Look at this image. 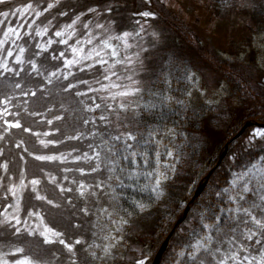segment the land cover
Listing matches in <instances>:
<instances>
[{
	"label": "trees",
	"instance_id": "trees-1",
	"mask_svg": "<svg viewBox=\"0 0 264 264\" xmlns=\"http://www.w3.org/2000/svg\"><path fill=\"white\" fill-rule=\"evenodd\" d=\"M29 3L43 14L39 17L31 11L24 16L11 14L16 8H23ZM48 4L55 6L44 11ZM242 4L243 0H234L226 3L209 2L206 6L214 17H220L230 7ZM254 10L253 23L259 33L264 35V19H261L258 9V13ZM3 11L10 14L7 17L0 15V40L5 39L4 32L15 24L23 25L21 38L14 46L16 55L22 46L26 49L25 61L36 60L45 74L59 72L61 75L58 80L53 79V84H46L44 77L31 73V66L27 62L21 66L11 60L9 67L14 71L24 68L20 76L0 68V73H3L0 75V98H3L5 91L15 97L8 105L10 114L4 119L20 120L32 132L50 134L41 135L38 139L22 128H8L6 131L4 119H0V135L4 137L0 140V165L8 166L7 171L0 167V205H13L14 199L7 189L19 184L23 171L24 182L28 187L21 199V218L35 217H29V211L40 213L49 227L64 233L65 240L73 243L75 254L69 253L58 243L44 245L38 235L28 236L23 230L22 234L16 235L17 226L14 222H11L12 226L0 224V253L23 247L24 254L37 256L47 264H71L72 260L76 264H96L91 255L95 252L96 243H105L106 236L113 234L115 238H123L124 245L116 264H138L140 261L152 264L188 206V214L171 236L159 264H194L189 254L193 252V245L204 237H212L211 247L226 244L232 237L228 228L233 226L234 210L238 206L231 198L230 182L233 175L247 171L259 161L264 166V160L261 159L264 157V139L251 136L254 128L246 130L241 138L231 143L222 163L210 176L201 194L190 202L202 179L216 166L224 145L246 122L253 120L264 123V65L258 60L261 51L252 39H244L240 43L231 41L224 57L210 42L197 34L193 26L173 13L166 0H8V3L0 5V12ZM145 11L152 15H140ZM30 24L32 27H28ZM68 25L72 27L68 28ZM46 26L48 32L36 36V27ZM57 31L65 33L63 38L66 44L58 42L60 38L55 36ZM125 32L131 34L128 37L130 52H134L131 62L123 61L127 54L132 57L124 46L118 67L107 64L91 68L86 66L83 69L79 64L65 67L64 61L77 55L73 53V48L84 52V47L103 45L102 41L122 36ZM49 39L55 42L47 52L36 56L39 51L36 45L46 44ZM89 40L91 43H88ZM61 52L64 56L60 55ZM53 56L57 59H52ZM67 72L72 75L64 80L62 74ZM112 72L116 75H112ZM105 75L109 79H104ZM5 78L20 82L24 91L32 89L37 92V96H25L21 89H4L7 82ZM196 78L204 89L219 90L225 85L228 95L218 104L191 105L188 97L193 87L192 81ZM69 82L77 87L66 93L62 89ZM102 85H119L116 87L118 89L139 88L140 92L133 98L120 99L117 95L113 100L109 90L100 91ZM89 87L98 91H89ZM41 88L45 91L40 92ZM116 88L113 92L118 93ZM77 90L86 95L76 97ZM80 100L84 104H80ZM93 100L101 108L94 113L84 111L85 105L94 107ZM122 100L128 105L125 111H120L118 106ZM130 101H133L132 105ZM108 105L115 111L110 113ZM3 107L0 105V109ZM29 112H39L41 115L31 116ZM11 113L19 115L13 116ZM102 113L108 116L109 122L99 120ZM58 115L67 118L57 120L55 117ZM85 119L95 120L96 124L90 122L85 125ZM47 120H51L52 124H48ZM91 127H95L99 134L131 132L137 139L126 142L133 145L127 150L123 136L120 142H116L119 163L115 167L100 161L97 171L93 172L94 162H85L82 167L79 160L72 166V160L81 158L90 150V138L83 137V131L91 134ZM166 133L171 134L169 141L158 144L156 138ZM69 135H78L79 139L68 140ZM41 139L56 143L44 147L40 143ZM60 154L66 157L64 162L34 159L35 155ZM61 167L64 172L60 171ZM65 169L75 171L68 173ZM81 170L85 172H77ZM112 170L121 178V182L118 187L109 186L105 192L103 182ZM47 174H55L56 183H50ZM158 174L160 186L153 191ZM32 179L41 181L38 186L40 194L59 204V208L35 199L29 184ZM57 183L71 191L61 192ZM81 184L85 186L83 196L79 191ZM249 188L250 191L244 193L245 201H239V204L249 208L257 218H264V211L261 210L264 202L256 191L259 185L252 181ZM253 203L261 207L253 208ZM217 217L222 221L219 224ZM242 218L248 219L251 224L249 217ZM0 221L3 220L0 218ZM205 225H216L223 231L217 233L215 228L208 229ZM113 228L116 233L110 231ZM240 233L237 230V239L241 237ZM257 238L249 243L248 255H257L261 246L255 243ZM76 239L82 243L75 245ZM148 248L152 250L150 258L144 253ZM198 257L205 264L211 261V257L203 251ZM18 258L19 254L13 260Z\"/></svg>",
	"mask_w": 264,
	"mask_h": 264
},
{
	"label": "snow or ice",
	"instance_id": "snow-or-ice-1",
	"mask_svg": "<svg viewBox=\"0 0 264 264\" xmlns=\"http://www.w3.org/2000/svg\"><path fill=\"white\" fill-rule=\"evenodd\" d=\"M58 2V0H57ZM8 3V0H0V5H4ZM55 5L53 4H48L47 8L44 11H47L48 9L53 8ZM33 12L35 14L36 17L41 16L43 13L38 11L36 8L33 7V5L31 3L26 4L23 8H16L15 11L11 12L12 15H16L19 14L20 16H24L25 13L28 12ZM89 11H95V9H89ZM10 13L8 11H3L0 12V15L7 17ZM64 13H62L63 15ZM140 15L144 16V17H149L152 15V13L150 12H142L140 13ZM77 20H79V17H77ZM34 23V22H33ZM50 23V22H49ZM75 23V21H73V24ZM28 27H32V25H28ZM68 28H71V25L67 26ZM85 27H87V25H85ZM98 27H102L100 25H98ZM48 32V27H44V28H40V27H36L35 29V34L36 36H43ZM65 35L64 32L62 31H57L55 32V36L59 37V43L61 44H66L67 41L63 38ZM130 33L125 32L122 36H118V37H109V40L111 39H118L124 42V46L125 48L129 47L127 40L128 37L130 36ZM138 35V33H137ZM4 37L5 39L0 40V47H2L8 40V38L10 37H15V39H20L21 38V33L19 31H17L14 28H9L6 32H4ZM109 40H105L102 41V44L104 46V48H112V45L109 43ZM15 42V41H13ZM55 41L49 39L46 44H37L36 47L39 49V51L35 54L36 56H40L41 53L47 52L49 47L54 43ZM88 43H91V40L88 41ZM26 49L24 47H19L18 49V53L15 57V63L18 65H24L25 62H27L30 66H31V73H35L37 76H42L44 77L45 83L46 84H53V79H59L61 73L59 72H48L47 74H45L44 71L41 70V66L38 65L36 60L33 59H28L27 61H25L24 59V53H25ZM73 53L76 54L78 51H82L81 49H77V48H73L72 49ZM117 53L115 51V49L113 48L112 50V55L115 56ZM7 55L8 56H12L13 55V51L11 49L7 50ZM61 56H64V53L61 52L60 54ZM97 56H99V52L96 53ZM91 58V54L87 57H83V59H90ZM52 59H57V57L53 56ZM129 62L130 59H129ZM80 63L79 60L77 59H71V60H65L64 61V65L66 68L74 65V64H78ZM99 63L104 64L106 63V61H104L103 59H101L99 61ZM116 63H121V61L117 60ZM88 67H92V65H89ZM0 68L3 69L4 72H11L13 73V75L15 76H20V73L24 71V68L21 67L20 71H14L12 68H10L8 66V62L6 59H2L0 58ZM105 71H108L107 69ZM31 73H28V75L30 76ZM0 75H3V73H0ZM63 79L64 80H68L69 76L72 75L71 72H67V73H63ZM112 75H116L115 72H112ZM104 79H109V76L105 75ZM129 80L132 79V77H128ZM5 80L7 81L4 84V89H21L22 94L25 96L31 95L32 97H36L37 96V92L33 91L32 89H28L27 91H24L22 88V85L20 82H12V81H8V78H5ZM81 83H85L87 84V81H81ZM135 83V81H134ZM77 86L71 82H69L65 87H63V91L66 93H70L73 89H75ZM106 87L109 86H101L100 91L105 90ZM110 87H119V85H110ZM40 92H44L45 89L41 88L39 89ZM89 91H98L97 89H92L91 87H89ZM140 92L139 88H135L132 90H125V91H121L118 93H115L111 96V99L115 100L116 96H121V97H129L132 95H135L136 93ZM86 93L80 92L79 90H77L75 92V96L76 97H81V96H85ZM15 97L13 95L8 94L7 91L4 92L3 94V98H0V105H4V107L2 109H0V119H4L5 116L9 115V110H8V105L11 103V101L14 99ZM101 100L104 99V97H100ZM25 103H27V101H25ZM80 104H84L83 100L79 101ZM93 104L94 107L92 106H88L85 105L84 107V111L86 112H94L97 109L101 108V105L98 103H95V100H93ZM120 111H125L128 108V105L125 103H121L119 105ZM25 111H27V109H25ZM48 111H51V109H48ZM65 111L67 112L68 109H65ZM108 111L111 113L113 111H115L111 105H108ZM31 116H38L41 115V113L39 112H29L28 113ZM11 115L16 116L19 115V113H11ZM57 120H62V119H66L67 117H62V116H56L55 117ZM117 119H119V114H117ZM100 121H104V122H109V118L108 116L105 115H100L99 117ZM48 124H52L51 120H47L46 121ZM96 123L95 120H90V119H85L83 121V123L85 125L89 124V123ZM4 124L6 125V131L8 128H16V129H21L24 132H31L32 135L37 136V138L39 139V137L41 135L43 136H49L50 134L45 132V133H37V132H32V130L28 127H24L20 120H14V121H9L7 119H4ZM93 135H96V133H93ZM102 136V144L98 145L97 148H100L102 146H106L107 151L112 153L113 155H115L116 153L113 151V149L116 148V144L112 143V141L115 142H120L121 141V137L123 136L124 141H125V150L130 149L133 147L132 144H128L126 143L127 141H135L137 138L136 136H134L131 132L128 133H121L120 135H110V134H105V133H101ZM253 137H259L261 139H264V130H257L256 132H254ZM4 139V137L2 135H0V140ZM68 140H74V139H79V136H71L69 135L67 137ZM40 143L44 146V147H48L50 144H54L56 143L55 141L52 140H40ZM17 147H20V144H17ZM25 151H27V149H25ZM95 153H96V158L99 159L100 157V151H96L94 149ZM169 155H172V153H168ZM0 155H2V152H0ZM29 155H32V153H29ZM70 155V154H69ZM133 155H135V153H133ZM159 155V154H158ZM86 158L87 154H85ZM21 159H23V157H21ZM34 159L37 161H41V162H54V161H61L64 162L66 157L64 156V154H60V155H35ZM76 159H80V157H76ZM262 160H264V157L261 158ZM0 167H2L5 171H7V164L4 165H0ZM98 168V166H97ZM97 168H93L92 171L95 172L97 171ZM65 171H68V169H65ZM50 176V174H47ZM24 173L23 171L21 172V179L19 184H13L11 185L7 191L8 193L11 194V196L13 197V199L15 200V204L14 205H10V207H14L15 209V214L12 215H8V214H4V220L0 221V224H8L9 226H12L11 221H15L16 225H20L22 223L20 216H19V212H20V207H21V199H22V195L25 191V189L28 187V185L25 184L24 182ZM247 177V180L244 182L243 187H242V191L237 193L238 195V200L235 198L233 199L234 203H237V208L234 210L237 215L235 217V220L237 222L236 227H229L228 231L232 233V237L229 238V240L227 241V243L229 244V249L228 250H224L221 247H215L212 246L210 247L209 245H212V237L208 236V237H204V243H200V241H197L196 245H193V248L195 249V251L191 252L190 258L192 259V261L194 262V264H205V261L203 259H200L197 256V253L200 252L201 250H203V252L205 253L206 256H210L211 257V261H209V264H212V261L215 262V264H229V262H231V264H244L245 261H247V264H264V218H257L252 211L249 208H243L240 204L239 201H245V195L244 193H248L250 191L249 188V184L253 181L256 180L257 184L259 185V189H256V191L259 193V199L264 202V191H260V190H264V168H258L256 164H253L252 167L250 169H248V171L240 174L237 177V180L233 181V186H235L237 184L238 181L244 180V178ZM50 183H56V178L54 176H50ZM41 181L39 179H32L31 181H29V184L31 185V192L35 194V199L40 200V201H44L46 202L48 205H50L53 208H59L60 205L55 203L53 200L48 199V197L46 195H41L40 191H39V185H40ZM160 186V179H159V174L158 177L156 179V184L153 187V191H156ZM57 187H60V185L57 183ZM97 187H99V185H97ZM84 188L85 186L83 184L80 185L79 191L81 196H83L85 194L84 192ZM60 191L64 192V191H71V189H65L63 187H60ZM142 207V206H141ZM252 207H261V205H257L255 203L252 204ZM262 211H264V208H261ZM233 211V210H230ZM242 213V216L240 215ZM85 214H87V210L85 209ZM28 216L32 217L35 216L36 219L39 221V224L37 225L36 228H29L27 227V220L23 221V224L25 225L23 232H26L28 236H39L40 238H42V243L44 245H54V244H60L63 246L64 249H66L69 253H72L73 255L74 253V245L73 243H69L65 240L64 238V233L57 231L56 229L49 227L46 223L45 220L43 218V216H41L40 213L38 212H32L29 211L28 212ZM242 217H249L251 219V223L252 225H254V229L252 227H248L249 225V220L248 219H244ZM221 218L217 217V224L221 223ZM243 224L244 228L246 229V231H244L243 233H240L239 235L243 237V239L251 241L253 240L254 237H258L255 240V243L257 245H261V249H260V255L259 257H255V256H250V255H245L241 258L240 253L243 251H246L244 245L241 243L239 245V247H237L236 251H232L231 250V246L236 244V240H237V230L239 228V225ZM205 228H209V227H213L215 228V230L217 231V233H221L223 230L220 229L219 227H216V225H205ZM15 234L16 235H20L22 234V229L20 227H15ZM225 235H227V233H224ZM82 243L81 240L76 239L74 244L75 245H80ZM217 243H222L221 241H217ZM105 255H107L109 253V247H104L103 249ZM25 253V249L23 247H15L14 250L10 253V255L16 256L17 254H19L20 258L15 259L13 264H47V262H42L37 256L34 255H26ZM91 255H93V257L95 258V253H91ZM0 264H9L8 260L3 259L2 257H0ZM71 264H76L75 260H72ZM138 264H143V261L138 262Z\"/></svg>",
	"mask_w": 264,
	"mask_h": 264
},
{
	"label": "rangeland",
	"instance_id": "rangeland-1",
	"mask_svg": "<svg viewBox=\"0 0 264 264\" xmlns=\"http://www.w3.org/2000/svg\"><path fill=\"white\" fill-rule=\"evenodd\" d=\"M227 1H234V0H166L168 6L170 9L175 13L177 16L183 18L188 24L193 26V28L196 30L197 34H199L205 41L210 42L219 52L222 56L225 57L226 47L228 44L233 42H242L244 39H252L254 44L258 47L259 51H261L259 56V61L263 63L264 65V45H263V39L264 35L263 33H259L260 31L257 29V27L254 25L252 20V13L253 10L260 11L261 13V19H264V0H243V4L239 5L237 7H230L226 13H224L220 17H214L207 8V3H220V2H227ZM258 9V10H257ZM139 36V34L137 35ZM134 37V35L132 36ZM15 38V37H13ZM133 40V39H132ZM109 43L112 45V48H104L103 45L95 46L90 48L84 47V52L80 51V54H77L74 59H77L80 61L78 63L81 67V69L88 67L89 65L95 66V65H111V66H119L121 63H116L117 60H122V53L121 50L124 47V42L117 39H111L109 40ZM128 45L130 46V41L127 40ZM113 48L116 51V55H112ZM131 47H127V50L129 53H131L132 57L127 54L125 60H134V52H130ZM99 52V56L96 55V53ZM91 54L90 59H83V57H87ZM103 59L106 61V63L101 64L99 61ZM124 63V62H123ZM91 68V67H89ZM193 87L191 89V92L189 94L188 100L189 103L193 106L195 105H212L219 103L221 98L226 97L227 95V88L221 87L220 90L214 91V92H208L205 89H203L200 86V80L199 79H193L192 81ZM108 86V85H103ZM134 87V85H131ZM116 87H106L105 90H109L110 94L113 95L115 92H113V89ZM134 88H127V89H118L119 92L125 91V90H132ZM104 91V90H103ZM135 95L129 96V97H120L122 98H130ZM121 103H126L119 101L118 106ZM130 104H133V101H130ZM94 113V112H93ZM103 114V113H102ZM104 115V114H103ZM96 123H93L95 125ZM93 130V131H92ZM87 133V131H83V137L90 138V150L86 152L87 157H85V154L81 156L80 159H78L81 162V166L83 167V163L85 162H94L95 168L97 166L99 167L100 161L107 162L112 167H115L116 162L114 159L117 157V150L116 148L113 149V151L116 153L113 155L112 153L107 151L106 146H102L100 148H97L98 145L102 144V136L101 134L97 133L95 127H91L90 132ZM93 133H96V135H93ZM170 133L164 134L161 138H158V144H164L167 141H169ZM100 151V157L99 159L96 158V153L94 151ZM77 159L72 160L71 164L78 161ZM258 168H264L260 163L256 164ZM74 169V167H72ZM71 171H75L72 170ZM61 172H64V168H60ZM71 171H68L71 172ZM80 174H83L85 171H77ZM246 172V171H245ZM240 174L235 175L233 178L234 180H237V177ZM52 176L56 177L55 174ZM112 176H110V179ZM118 176V180H119ZM247 180V177L244 178V180L238 181L235 186L232 188V197L238 200L237 193L241 192L242 189L239 187V185L244 184V182ZM255 183L257 184L256 180ZM233 185V183H232ZM258 185V184H257ZM15 204V203H14ZM4 214H8L9 216L12 214H15V209H7L3 212H0V217L4 219ZM20 216V215H19ZM20 219L22 223L20 225H16L17 227H20L22 230L24 229L25 225L23 224L24 220H27L28 224L27 227L29 228H36L39 224V221L34 218L30 219H22L20 216ZM14 221V220H13ZM15 222V221H14ZM246 231V229L244 230ZM110 239H113L110 242H105L102 244H97V250L95 252V258L93 257V261H95L96 264H116V258L121 255V251L123 249V242L120 239L114 238L112 235L109 236ZM204 243V241L200 242ZM241 243V241H240ZM244 245V244H243ZM104 247H109V253L105 255L103 249ZM232 250V248H231ZM151 249L145 250V253L147 256L151 255ZM260 255V253H259ZM259 257V256H257ZM231 263V262H229ZM9 264H13L11 261H9ZM247 264V262L245 263Z\"/></svg>",
	"mask_w": 264,
	"mask_h": 264
},
{
	"label": "water",
	"instance_id": "water-1",
	"mask_svg": "<svg viewBox=\"0 0 264 264\" xmlns=\"http://www.w3.org/2000/svg\"><path fill=\"white\" fill-rule=\"evenodd\" d=\"M248 126H250V124H247V125L242 129V131L240 132V134L243 133V131H244ZM258 127H260V128H264V125H258ZM240 134H239V135H240ZM206 179H207V178H206ZM200 190H201V188L198 190L197 194L200 192ZM163 249H164V248H163ZM162 251H163V250H161V252L158 254L156 260H154V261H155L154 264H158V261H159V258H160V255H161Z\"/></svg>",
	"mask_w": 264,
	"mask_h": 264
}]
</instances>
